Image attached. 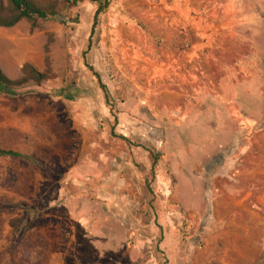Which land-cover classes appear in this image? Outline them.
Segmentation results:
<instances>
[{"label": "rangeland", "instance_id": "1", "mask_svg": "<svg viewBox=\"0 0 264 264\" xmlns=\"http://www.w3.org/2000/svg\"><path fill=\"white\" fill-rule=\"evenodd\" d=\"M33 1L64 19L0 28L52 76L0 95V264H264V0H107L90 51L97 5Z\"/></svg>", "mask_w": 264, "mask_h": 264}, {"label": "trees", "instance_id": "2", "mask_svg": "<svg viewBox=\"0 0 264 264\" xmlns=\"http://www.w3.org/2000/svg\"><path fill=\"white\" fill-rule=\"evenodd\" d=\"M93 4L97 5V11L94 16V23L91 29L90 40L88 45V51L92 48V39L99 27V17L103 13L105 7L109 5L107 0L102 4V0H90ZM75 3V2H74ZM76 4V3H75ZM63 17L59 13L58 7L55 3L50 4L48 7L43 8L39 6L33 0H0V28L11 29L16 27L22 21H27L31 24L32 29L36 28L38 21L57 20ZM64 19V18H63ZM87 52L83 54L85 57ZM45 61L47 65V71L40 73L33 66L25 64L21 69L20 78L17 80L10 79L4 71L0 68V95L11 99L18 98L20 96V90L29 84H35L41 86L44 82L51 79L50 71V57L48 47L45 49ZM87 68L94 74L97 79L100 89L105 93V99L108 101L110 96L107 92L106 86L102 83L101 77L94 69L87 65ZM22 156L13 151H7L0 149V158H21ZM156 165V161L153 166ZM14 229L15 236L18 235V229L15 224L11 225ZM20 238V237H19ZM15 246H13L14 248ZM24 262H22L23 264Z\"/></svg>", "mask_w": 264, "mask_h": 264}, {"label": "crops", "instance_id": "3", "mask_svg": "<svg viewBox=\"0 0 264 264\" xmlns=\"http://www.w3.org/2000/svg\"><path fill=\"white\" fill-rule=\"evenodd\" d=\"M173 5V1L172 0H170L169 2H163V6H159V8H161V12H163V10H168L169 8H171V6ZM104 14V11H103V13L100 15V16H102ZM99 27H100V25H101V17H99ZM181 20H182V22H185L186 24H189V22H190V20H189V17H183V18H181ZM99 27H98V29H99ZM101 31V30H100ZM112 37H114V36H112ZM110 38V37H109ZM101 40H102V38L100 37V38H97V41L99 42V46H100V43H101ZM97 51H98V48H97ZM8 151H12V150H8ZM13 152H15V151H13ZM15 153H17V152H15ZM19 154V153H18ZM10 159H12V158H10ZM13 159H15V158H13ZM10 225V224H9ZM9 228V227H8ZM9 230L11 231V237H12V244H11V247L13 248V245H15L16 243H14L15 241H14V238H15V236H14V230H11V227L9 228ZM107 231L108 232H111V230L107 227ZM28 232V231H27ZM106 232V231H105ZM30 235V234H29ZM14 241V242H13ZM22 245L25 247V248H29L30 246H31V244H30V241L28 240H22ZM75 259V258H74ZM77 259V258H76ZM79 260V259H78ZM66 259L65 258H62V257H60L59 259H58V264H67L66 262ZM140 260L138 259V260H136V261H133V260H131V259H129V260H127V259H122V260H117V262H116V264H140V262H139ZM80 264V263H79ZM105 264H111V263H109V262H107V263H105Z\"/></svg>", "mask_w": 264, "mask_h": 264}, {"label": "built area", "instance_id": "4", "mask_svg": "<svg viewBox=\"0 0 264 264\" xmlns=\"http://www.w3.org/2000/svg\"><path fill=\"white\" fill-rule=\"evenodd\" d=\"M72 2H76V1H78V0H71Z\"/></svg>", "mask_w": 264, "mask_h": 264}]
</instances>
